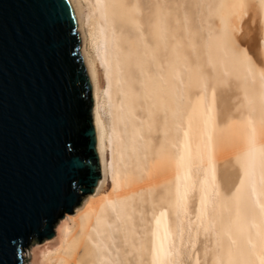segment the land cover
Listing matches in <instances>:
<instances>
[{
  "label": "rangeland",
  "instance_id": "rangeland-1",
  "mask_svg": "<svg viewBox=\"0 0 264 264\" xmlns=\"http://www.w3.org/2000/svg\"><path fill=\"white\" fill-rule=\"evenodd\" d=\"M90 1L85 5V50L99 62L105 84L100 93L99 114L101 125L106 130L108 165L111 164L112 169L108 167V173L111 172L108 175L110 187L102 195L83 199L71 227L65 228L64 222L56 225L55 235L59 246L64 232L72 230L79 231V238L86 237V240L83 239L85 248L89 250H85L86 256L90 254L88 256L91 257L90 251L95 256L94 250L99 248L95 246L96 241L102 239L98 246L115 252L116 264L119 260L122 264H126L124 261L127 264H263L264 227L255 234L252 222H256L257 218L249 202L252 174L259 169L262 159L264 165L262 147L257 145L264 137V81L239 75L235 63L225 59L221 46L225 43L224 35L229 32L227 26L231 5L234 1H241L243 9L250 12L249 24L257 26L256 45L260 47L264 35V0H127L131 3L130 7L137 2L132 6H137V9L134 7L131 11L133 22L136 21L138 26L123 25L124 33L120 34V45L129 44L127 49V45H121L125 49L120 51H133H130L129 57L131 65H128L125 73L123 69L124 74L131 72L128 76H133V81L130 78L127 80L132 83L131 92L136 93L132 95L136 99H133L134 104L131 103L132 113L130 111L128 114L132 117H128L130 121L126 123L127 127L123 120L128 119H121L123 102L120 100L124 99L119 89L116 90L118 85L114 86L116 91L112 89L115 93L110 94L112 90L102 61V51H108L106 42L102 40L108 39L106 31L108 33L109 30L105 29L96 0ZM158 9L162 12L165 30V47L162 44L161 48L156 47L158 43L153 45L156 39H153V33H149ZM126 27L130 28L127 30ZM102 29H105L104 34ZM149 35L153 36V41ZM135 42H139L137 47ZM145 46L154 47L157 52L164 50L162 55L161 51L159 55L155 53L165 67L162 106L156 103L150 90L154 89L157 81L156 67L152 59L143 60ZM259 49L260 67L264 69V59ZM174 66L178 80L173 78ZM143 83L149 86L147 90L142 88ZM174 86H177L176 91H173ZM125 116L127 118V114ZM128 136L132 137L134 144L127 139ZM117 137H120V143ZM125 138L129 144L127 140V143L123 141ZM249 144L253 148H248ZM160 169L162 172L165 169L161 173L164 178L160 175L161 183L165 184L146 187L154 174H160ZM175 169L179 170V180L183 181L178 204L176 186L167 175ZM212 175L215 177L213 185ZM188 179L189 186L186 185ZM145 181H148L147 184ZM132 182L146 185L123 202H117V206L112 201L113 206L107 207L98 216L104 217V222L101 223L98 217L88 220L85 201L108 197L116 184L127 187ZM119 208L125 212L121 211L120 214ZM97 219L100 225L107 221V226L114 227L109 226L108 232L111 228L115 230L106 233L108 227H105L104 234L102 226H106L107 222L100 226L102 229L97 223L95 227L87 222L92 220L95 224L94 220ZM85 221L89 223L90 239L82 233ZM110 233L111 236H108ZM54 251L49 241L31 244L25 253L26 264H44ZM86 259L85 264H89Z\"/></svg>",
  "mask_w": 264,
  "mask_h": 264
},
{
  "label": "water",
  "instance_id": "water-1",
  "mask_svg": "<svg viewBox=\"0 0 264 264\" xmlns=\"http://www.w3.org/2000/svg\"><path fill=\"white\" fill-rule=\"evenodd\" d=\"M82 19L71 0H0V264H26L31 244L58 250L56 225L110 187ZM256 35L246 19L239 42L262 65Z\"/></svg>",
  "mask_w": 264,
  "mask_h": 264
},
{
  "label": "bare ground",
  "instance_id": "bare-ground-1",
  "mask_svg": "<svg viewBox=\"0 0 264 264\" xmlns=\"http://www.w3.org/2000/svg\"><path fill=\"white\" fill-rule=\"evenodd\" d=\"M72 1V3L78 8V10L79 11H81L82 13H83V19H82V21H81V30L80 31H78L79 32V34H80V37H81V40L83 41V45H82V53H83V55L84 56H87V57H89L90 59H92L91 58V56L86 52V50H85V48L87 47H85V43H86V34H85V30H84V28H85V25H86V19H85V16H86V14H85V8H86V6H87V4L86 3H88L89 2V0H71ZM92 1V0H91ZM90 1V2H91ZM132 1V0H131ZM135 1V0H134ZM96 2H97V9L99 10V13H100V17H101V19H102V21H103V24L105 23V25H106V27L105 26H103V27H105V29H107L108 28V30H109V32L107 33V31H106V34H108V39L107 40H102V41H105L106 42V46L105 47H108L107 49H108V51L107 50H103L102 51V53L104 52V55H103V65H104V67H105V73L107 74V80H108V84H109V88L112 90L113 88H114V91H116V90H118L119 89V91L118 92H120V94H121V96H122V99H124V100H120V101H122L121 103V106L123 107V109H124V111H123V109H122V120H123V117H124V119H128V117L129 118H131L132 116H129V112L131 111V113H132V108H133V106L131 105V103H133L134 104V102H133V99L135 98L136 99V97L135 96H133L134 98H132V95H136V93L134 94L133 92H131L132 90V83L130 84V82H128L129 80H131V82L133 81V76H131V77H129L128 75L131 73V72H129V74L128 73H126V74H124L127 70H128V65L130 64L131 65V63H129V61H130V59H129V57L131 56V52H133L132 50H129V52H128V50H125L124 52H121L122 50H124L125 48L127 49L128 48V45H127V47H125L126 45L125 44H123V45H125L124 47V49H122V47H123V45H122V47H121V45H120V39H121V36H120V34H121V32H123V28H122V26L123 25H131V26H133V24L134 25H136V21L135 22H133V17H132V11H131V8H134L135 7V9H137V6H134V7H132L133 5H137V2H135V4H133L132 3V6L130 7V5H131V3L130 2H128L127 0H96ZM152 2H154V4H155V1H152ZM158 3V2H157ZM86 5V6H85ZM146 5V4H145ZM153 5V4H152ZM144 6V5H143ZM157 6H158V4H157ZM161 6H162V4H161ZM139 7V6H138ZM149 7V6H148ZM143 8V7H142ZM244 7H243V4L241 3V1H237V2H233L232 3V5H231V9H230V18H229V21H228V30H229V32L227 33V34H225L224 35V45H222L221 46V49H222V51L224 52V55H225V59L227 60V61H231V62H233V63H235V65H236V67H237V70H238V72H239V75L241 74L242 75V77H249L248 79H250L251 78V80L252 79H256V80H260V81H264V69L262 68V67H260L261 65H259L258 63H257V61L255 60V58L253 57V55L251 54V52H249V50L247 49V47H245V46H243V45H240V43H239V36H242L243 35V33H244V23H245V20L246 19H249V17H250V12H248L247 10H244L243 9ZM160 9V8H159ZM158 9V11H159V13H157L156 14V12L154 13V14H156L155 16V19H154V23H152L153 24V29H151L152 31L151 32H149V33H153L152 35L154 36H152L153 37V39L155 40L156 39V41H155V43L153 44L154 46H155V44L156 43H158L159 44V46H156V47H159V48H161L160 47V45H162L163 44V46L165 47V44H164V33H165V30H164V25H163V16H162V12H161V10H159ZM133 10V9H132ZM142 10V9H141ZM134 11V13H135V10H133ZM157 11V10H156ZM146 12V11H145ZM151 12V11H150ZM133 13V14H134ZM136 14V13H135ZM152 15V14H151ZM134 16V15H133ZM150 16V15H149ZM135 17V16H134ZM141 18V17H140ZM154 18V17H153ZM88 19V18H87ZM90 19V18H89ZM136 19V18H135ZM134 19V20H135ZM144 19V18H143ZM147 20H148V18H147ZM152 20V19H151ZM237 21V24H236V21ZM144 21V20H143ZM150 21V20H149ZM91 23V22H90ZM116 23H118V24H116ZM146 23V22H145ZM263 23H264V19H263ZM89 24V23H88ZM92 24V23H91ZM141 24H143V23H141ZM139 25V24H138ZM148 25V24H147ZM89 26H91V25H89ZM137 26V25H136ZM135 26V27H136ZM124 27V26H123ZM138 27V26H137ZM150 27V26H149ZM127 28V30H128V28H130V27H126ZM105 29L102 31L103 32V34L105 33ZM149 29V28H148ZM126 30V29H125ZM132 30H135V28L134 29H132ZM140 30V29H139ZM138 29L136 30V31H139ZM141 30H142V28H141ZM150 31V30H149ZM101 32V33H102ZM135 32V31H134ZM141 32V31H140ZM144 33H145V31H143ZM148 32V31H147ZM146 32V33H147ZM90 33H91V31H90ZM89 33V34H90ZM124 33V32H123ZM127 33H128V31H127ZM129 33H131V34H134L133 32H129ZM103 34H101V35H103ZM139 35V34H138ZM145 35V34H144ZM151 35V34H150ZM149 35V38H151V40L153 41V39H152V37ZM90 36H91V34H90ZM99 36V35H98ZM106 36V35H105ZM129 36H130V34H129ZM136 36H137V34H136ZM147 36H148V34H147ZM92 37V36H91ZM101 37V36H100ZM127 36H126V34L124 35V38H126ZM139 37H140V40H141V35H139ZM90 38V37H89ZM94 38V37H93ZM102 38H104V36H102ZM101 38V39H102ZM107 38V37H106ZM106 38H104V39H106ZM123 38V37H122ZM92 39V38H91ZM129 39V38H128ZM144 39V38H143ZM142 39V40H143ZM125 40V39H124ZM124 40H123V42H124ZM139 40V41H140ZM150 40V39H149ZM91 41V40H90ZM121 41H122V39H121ZM130 41V40H129ZM128 41V42H129ZM144 41V40H143ZM142 41V42H143ZM158 41V42H157ZM105 42H103V43H105ZM122 42V43H123ZM127 42V41H126ZM132 42H134V41H132ZM141 42V43H142ZM145 42V41H144ZM143 42V43H144ZM140 43V44H141ZM133 44V43H132ZM138 45H139V42L137 43ZM137 44H136V42L134 43V45H136V47H137ZM146 44V43H145ZM149 44V43H148ZM147 44V45H148ZM157 44V45H158ZM89 45V44H88ZM93 45V44H92ZM91 45V46H92ZM104 45V44H103ZM143 44H141V46H142ZM151 45V44H150ZM260 47L259 48H261V53H262V58L264 59V35H263V37L261 38V41H260ZM152 46V45H151ZM89 47V46H88ZM132 47H134L133 45H132ZM132 47H131V49H132ZM119 48V49H118ZM143 48V47H142ZM154 47H147V46H145V48H144V50H143V52H142V54H144V55H142V56H144L145 58L143 59V60H148V59H152L151 61L154 63V68L156 67V75H155V79H157V81H156V83H155V87H154V89L152 90V89H150L151 91H153V94H154V98L157 100L156 101V103H158V104H160V106H162V94H163V88H164V85H165V79H164V70H165V67L163 66V64H164V62L163 63H160L159 62V59H157L158 57H157V54L159 55L160 53H161V55H162V53H163V51L164 50H159V51H161L160 53H158L157 52V50L154 48ZM158 48V49H159ZM90 49H92V48H90ZM106 49V48H105ZM122 49V50H121ZM135 49V48H134ZM137 49V48H136ZM88 50V49H87ZM121 50V51H120ZM141 51H142V49H140ZM105 51H106V53H105ZM131 51V52H130ZM91 52V51H90ZM138 52V51H137ZM137 52L135 51V54H137ZM259 52H260V49H259ZM141 53V52H140ZM155 53H157V54H155ZM132 54H134V53H132ZM137 55H140L139 54V52H138V54ZM156 55V56H155ZM160 55V56H161ZM93 57V56H92ZM140 58V57H139ZM143 58V57H142ZM159 58H161V57H159ZM96 59V58H95ZM141 59V58H140ZM139 59V60H140ZM96 64H97V66H99L98 65V63L94 60V58L92 59ZM97 60V59H96ZM142 60V61H143ZM149 60V61H150ZM161 60V59H160ZM100 62H101V60H100ZM145 62V61H144ZM143 62V63H144ZM151 62V63H152ZM142 63V64H143ZM130 67V66H129ZM173 68V67H172ZM123 69H124V73H123ZM174 70H175V74L173 75V78L175 77V79L176 80H178L179 78H178V75H177V69H176V67L174 66ZM131 71V70H130ZM124 74V75H123ZM102 75V74H101ZM131 75V74H130ZM128 78H130L129 80H127ZM247 79V78H246ZM259 81V82H260ZM252 82V81H251ZM130 84V85H129ZM116 85H118V86H116ZM144 85V83L142 84V86ZM114 86H116V88L114 87ZM145 86V87H144ZM142 88L144 89H146L147 90V88H149V86H147L146 85V83H145V85H144ZM177 86H174V87H172L173 88V91H176V88ZM116 89V90H115ZM101 91H102V89L100 90V92H99V94H98V100H97V116H98V120H99V122H100V124H101V120H100V114H99V98H100V93H101ZM113 90L111 91V93L110 94H113V93H115V92H113ZM117 92V94H119ZM148 92H149V89H148ZM108 93V92H107ZM119 94V95H120ZM110 97H112L111 95H110ZM132 99V100H131ZM134 99V100H135ZM132 107V108H131ZM125 114H127V118H126V116H125ZM132 115V114H131ZM124 122H125V126L127 125L126 123L128 122V121H130L129 119L128 120H123ZM129 123V122H128ZM127 127V126H126ZM126 131H128V130H126ZM119 136V135H118ZM119 139H120V137H117V141L119 142ZM127 139H131V140H129V141H131L132 142V144H134L135 143V141H134V143H133V141H132V137H127ZM126 138L125 139H123V141L125 142V140H127ZM128 141V140H127ZM129 141H128V144H129ZM124 142L122 143L121 142V144L122 145H124ZM120 143V142H119ZM125 143H127V142H125ZM259 144H257L259 147H262V150H263V152L261 153V156L262 157H264V137L262 138V140H260V142H258ZM131 144V145H132ZM254 144V143H253ZM120 145V144H119ZM194 145V144H193ZM255 145V144H254ZM256 145V146H257ZM126 146H127V144H126ZM134 146V145H133ZM253 145L251 144H249V146H248V148H251ZM122 147V146H121ZM125 147V146H124ZM129 147H130V145H129ZM136 146H134V148H135ZM127 148V147H126ZM131 148V147H130ZM130 148H128V149H130ZM134 148H132V149H130V150H135ZM137 148V147H136ZM253 148V147H252ZM138 149V148H137ZM130 150L128 151V152H130ZM247 150V149H246ZM261 151V150H260ZM125 152H126V150H125ZM127 153V152H126ZM125 154V153H124ZM128 154V153H127ZM128 156H130L131 157V155L130 154H128ZM129 157V158H130ZM127 159H128V157H127ZM168 162V161H167ZM175 164V163H174ZM186 164V163H185ZM111 165V164H110ZM110 165H108L107 166V175H109V173H111V172H109L108 173V167H110ZM168 166H166V168H167ZM165 168V169H166ZM110 169H111V167H110ZM109 169V170H110ZM165 169L163 170L164 172H165ZM193 169V168H192ZM112 170V169H111ZM161 170V169H160ZM159 170V171H160ZM182 170H184V168L182 169ZM166 171H168L167 169H166ZM179 170H174L173 171V173H170V174H167V175H169L168 177H169V179H170V181H173L174 182V184H175V186H176V204H178V201H177V198L179 197V194H180V192H181V181L179 180L180 178H179V172H178ZM164 172H162V170L160 171V174L158 175H156V174H154L155 176H152V183L151 182H148V181H145V183L146 182H148V184L149 185H147L146 187H150V185H161V184H165V183H161V176L163 177L164 176V174L162 175L161 173H164ZM157 173H159V172H157ZM167 173V172H166ZM168 173H169V171H168ZM188 173V172H187ZM161 175V176H160ZM109 177V176H108ZM140 177V176H139ZM155 177V178H154ZM157 177H159L158 179L160 180H158L157 179ZM167 176L165 175V178H166ZM155 180H154V179ZM164 178V177H163ZM182 178V177H181ZM169 179L167 180L168 182H169ZM164 181V180H163ZM162 181V182H163ZM165 181H166V179H165ZM160 182V183H159ZM136 183H138V182H135V183H131V185H128L127 187H124L123 186V184H122V186H120V187H118L117 186V184H116V187L114 188V190L110 193V195L108 196V197H105V198H99V199H97V200H94V199H91V198H89L87 201H85L84 203L86 204V207H87V209H86V212L88 213V220H90V219H96L98 216H99V214L101 213V212H104L105 211V209L107 208V207H112L113 206V203H112V201L114 202V204L117 206V202H120V200H122L121 202H123V200L125 199V198H127V197H129L130 195H132V194H135V192H137L139 189H142V187L144 188L145 187V185L147 184H143V183H140V185H137ZM151 183V184H150ZM171 183V182H170ZM182 183H183V181H182ZM189 183H190V181H189V179L186 181V185L187 186H189ZM215 183V177L212 175V177H211V185H213ZM136 184V185H135ZM173 184V185H174ZM155 185L153 186V187H155ZM158 185H157V187H158ZM162 186V185H161ZM152 187V186H151ZM150 187V188H151ZM140 191V190H139ZM143 191V190H142ZM154 191V190H153ZM175 198V197H174ZM180 198V197H179ZM117 203V204H116ZM250 206H251V208H252V210L254 211V214H255V216H256V218H257V221L256 222H252V226H253V229L255 230V234H257V232H258V230L260 229V228H262V227H264V165H263V159H262V161H261V163H260V165H259V169L258 170H256V171H254V173L252 174V183H251V192H250ZM121 205H123L122 203H121ZM121 205L119 206V207H121ZM123 207V206H122ZM121 207V209H123ZM114 208V207H113ZM124 210V209H123ZM122 211V210H121ZM120 211V208H119V211L118 212H120V214L122 213V212H125V211H122L121 212ZM104 214H106V212L104 213ZM116 214V213H115ZM119 214V213H118ZM100 216H101V214H100ZM95 217V218H94ZM123 217V216H122ZM104 218V217H103ZM103 218L101 217V218H99L98 217V219H101L102 221H101V223L102 222H104L103 221ZM108 218V217H107ZM98 219L97 220H94V222H95V224L94 223H92V220H91V222L90 221H88L87 220V222H89L88 224L90 225V226H94L95 225V227H97V225L99 224V228L100 229H102L103 228V231L105 230L104 228L105 227H108V228H106V233L108 232L107 230L109 229V226H111V225H109V226H107L108 225V222L106 223V226L104 225L105 223H103L102 225H104V226H102V225H100L101 223H99L100 222V220L98 221ZM117 219V218H116ZM107 220V219H106ZM109 220V219H108ZM98 221V222H97ZM87 222L85 221L84 222V224H83V230H82V233L84 234V235H87V237H89V239H90V235H91V233L88 231V224H87ZM110 222V221H109ZM92 223V224H91ZM96 223H97V225H96ZM112 224V223H111ZM100 226H102V228L100 227ZM111 227H113V226H111ZM114 228V227H113ZM113 228H111V230L113 229ZM111 230H109V232L111 231ZM113 230H115V229H113ZM72 231V230H71ZM71 231H69V230H66L65 232H64V236H63V239L61 240V244H60V248L58 249V250H55L53 253H52V255L51 256H48L47 258H46V261H45V263L44 264H85V259H86V257L87 258H90V260H91V258L94 256L93 255V252L92 251H90L92 254H91V257H89L90 256V254H88L87 256H86V251H89L88 249H86L85 248V245H86V243L84 242L86 239V237L85 238H83V237H81V238H79L78 236V232L79 231H77V232H71ZM89 232V235H88V232ZM102 231V230H101ZM97 232H99V231H97ZM96 232V233H97ZM108 232V233H109ZM113 232V231H112ZM102 234H103V232H102ZM104 234H105V231H104ZM111 234L112 233H110L108 236H111ZM78 235V236H77ZM98 235H100L101 236V233L99 232V234ZM97 238L98 239H100V237L99 236H97ZM83 239H85V240H83ZM102 239H100V240H97L96 242H97V244L95 245V246H97V247H99V248H95V256H94V259L93 260H91L92 262L90 263V260H87L86 259V261L88 262L89 261V264H116V261L114 260V256H115V254L114 253H112L111 252V250L110 249H108L107 247L105 248H102L101 246H98L99 244H98V242L99 241H101ZM93 241V240H92ZM94 242V241H93ZM95 242V243H96ZM85 243V244H84ZM104 244H107V242L106 243H103V245ZM263 244H264V242H263ZM94 246V247H95ZM107 246V245H106ZM91 250H92V248H90ZM94 249V248H93ZM86 250V251H85ZM114 250V249H113ZM86 253V254H85ZM89 253V252H88ZM128 253V255L127 256H129V252H127ZM86 256V257H85ZM119 257H121V256H119ZM127 259V258H126ZM130 259V258H129ZM116 260H118V259H116ZM120 261V260H119ZM119 261H118V263H119ZM121 261H123V260H121ZM142 261V260H141ZM124 262H126V264H127V261H124ZM146 262V261H145ZM117 263V264H118ZM119 264H122V263H119ZM123 264H125V263H123ZM264 264V263H263Z\"/></svg>",
  "mask_w": 264,
  "mask_h": 264
}]
</instances>
